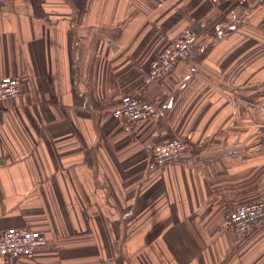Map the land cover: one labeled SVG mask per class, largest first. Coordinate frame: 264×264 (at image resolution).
I'll return each mask as SVG.
<instances>
[{
	"label": "crops",
	"instance_id": "0c3cea01",
	"mask_svg": "<svg viewBox=\"0 0 264 264\" xmlns=\"http://www.w3.org/2000/svg\"><path fill=\"white\" fill-rule=\"evenodd\" d=\"M199 23L197 51L147 84L169 40ZM259 28L264 0L0 5V78L24 86L0 104V229L50 240L0 264H264V223L222 224L264 201L263 104L247 98L264 76ZM127 95L160 99L164 116L117 119ZM174 137L186 155L153 163L152 146Z\"/></svg>",
	"mask_w": 264,
	"mask_h": 264
},
{
	"label": "built area",
	"instance_id": "2783aa9c",
	"mask_svg": "<svg viewBox=\"0 0 264 264\" xmlns=\"http://www.w3.org/2000/svg\"><path fill=\"white\" fill-rule=\"evenodd\" d=\"M221 0H211L217 4ZM240 4L246 0H224ZM6 0H0V5ZM206 24L197 27L188 26L178 36L169 40L163 51L153 61L145 82L150 84L168 76L178 63L188 59L205 30ZM24 94L22 80L18 77L0 78V104ZM117 119L134 124L147 120H158L165 114L160 99H145L138 95L123 96L113 109ZM188 151L187 141L174 137L166 142L152 146V161L156 165H166L182 159ZM225 225L235 228L239 233L247 234L264 223V202L257 201L231 209L225 217ZM49 244L44 232L29 228L8 227L0 229V258H33L36 253Z\"/></svg>",
	"mask_w": 264,
	"mask_h": 264
},
{
	"label": "rangeland",
	"instance_id": "374dc122",
	"mask_svg": "<svg viewBox=\"0 0 264 264\" xmlns=\"http://www.w3.org/2000/svg\"><path fill=\"white\" fill-rule=\"evenodd\" d=\"M247 2H249V0H246V1H244V2H242V3H240V4H235V5H244L245 3H247ZM186 27H188V26H185V28ZM192 27H197V26H192ZM259 29H261V30H263L264 31V28H259ZM207 30V24H206V27H205V30L203 31V33L205 32ZM201 34V36L202 35H204V34ZM178 36V35H177ZM197 48H198V42H197V44H196V47H195V49H194V51H193V53H192V55L197 51ZM161 53V52H160ZM159 53V54H160ZM191 55V56H192ZM190 56V57H191ZM189 57V58H190ZM188 58V59H189ZM154 61V60H153ZM152 65V64H151ZM250 83H253L254 84V80H251L250 79V81H249ZM254 88H257V91H255V90H253V91H248V93H247V98L248 99H257V101H258V104L259 103H262L263 104V130H264V76H263V81H262V84H259L257 87H254ZM249 109V108H248ZM262 202H264V201H262ZM234 209V208H233ZM231 210V209H230ZM230 210H227L225 213H224V217H223V219H222V224H223V226H228V225H225V222H224V220H225V217H226V215L228 214V212L230 211ZM229 227H231V226H229ZM233 228V227H232ZM236 232H238L235 228H233ZM49 239V238H48ZM49 244H50V240H49Z\"/></svg>",
	"mask_w": 264,
	"mask_h": 264
}]
</instances>
